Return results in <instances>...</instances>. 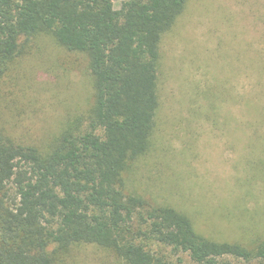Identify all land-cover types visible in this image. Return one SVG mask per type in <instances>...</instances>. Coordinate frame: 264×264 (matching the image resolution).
<instances>
[{"label": "trees", "instance_id": "1", "mask_svg": "<svg viewBox=\"0 0 264 264\" xmlns=\"http://www.w3.org/2000/svg\"><path fill=\"white\" fill-rule=\"evenodd\" d=\"M188 1L127 0L116 12L114 0H0V84L29 42L50 34L88 58L93 90L87 116L50 143L17 140L0 124V264H72L85 246L116 264H185L179 255L264 264V239L210 238L185 212L129 188L155 148L161 46ZM257 60L259 93L243 103L251 146L264 145V54Z\"/></svg>", "mask_w": 264, "mask_h": 264}, {"label": "rangeland", "instance_id": "2", "mask_svg": "<svg viewBox=\"0 0 264 264\" xmlns=\"http://www.w3.org/2000/svg\"><path fill=\"white\" fill-rule=\"evenodd\" d=\"M126 1L114 0L116 12ZM262 11L264 0L188 1L161 46L155 148L128 182L134 194L185 212L219 241L264 239V145L251 146L255 132L243 116L250 92L259 93L252 86L264 54ZM17 63L0 84L5 132L44 145L87 116L93 90L85 55L47 34ZM72 257V264H116L94 246L75 247ZM178 258L189 264L187 255Z\"/></svg>", "mask_w": 264, "mask_h": 264}]
</instances>
